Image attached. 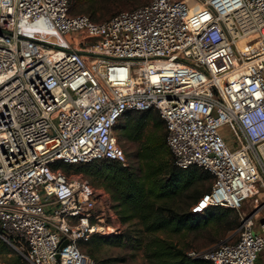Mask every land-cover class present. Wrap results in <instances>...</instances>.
<instances>
[{
  "label": "built area",
  "instance_id": "2783aa9c",
  "mask_svg": "<svg viewBox=\"0 0 264 264\" xmlns=\"http://www.w3.org/2000/svg\"><path fill=\"white\" fill-rule=\"evenodd\" d=\"M69 7L0 0V240L28 264H100L79 244L119 232L109 195L52 165H125L116 123L154 110L174 164L213 177L198 206L239 221L186 254L264 264V0H150L101 21Z\"/></svg>",
  "mask_w": 264,
  "mask_h": 264
},
{
  "label": "trees",
  "instance_id": "16d2710c",
  "mask_svg": "<svg viewBox=\"0 0 264 264\" xmlns=\"http://www.w3.org/2000/svg\"><path fill=\"white\" fill-rule=\"evenodd\" d=\"M149 1L128 0L127 7L134 9ZM94 4V0H71L69 11L71 13L72 10L71 14L86 13L92 20L98 21L96 15L100 9L94 8ZM116 10L121 11L122 7ZM116 10L108 8L100 17H111L119 12ZM151 113L156 112L129 111L118 120L113 131L116 129L117 135L124 139L138 138L143 123ZM157 123L164 125L160 117ZM144 151L146 153L141 157L146 161L144 167L122 165L107 159L77 164L56 161L52 166L66 172L81 173L99 182L109 195L111 208L120 224L136 225L135 230L141 236L136 242L143 249L147 264H209L208 261L186 254L191 246L187 237L191 233L197 237L209 229L215 237L235 230L239 225L235 210L221 205H208L199 213L191 212V206L209 192L213 177L208 171L196 166L187 169L177 167L168 148L164 150L154 134L151 144L145 146ZM153 157H157L158 162H151ZM173 236L178 239L175 240ZM128 238H131L129 232L121 234L117 240L95 234L79 246H84L85 252L94 258L93 247L98 248L104 242H125ZM8 264L27 262L17 255Z\"/></svg>",
  "mask_w": 264,
  "mask_h": 264
},
{
  "label": "rangeland",
  "instance_id": "374dc122",
  "mask_svg": "<svg viewBox=\"0 0 264 264\" xmlns=\"http://www.w3.org/2000/svg\"><path fill=\"white\" fill-rule=\"evenodd\" d=\"M71 1V0H70ZM95 4L93 5L94 8L100 9L97 13V17H99L98 21L105 20L106 18H109L110 16H107L106 18H101L100 16L105 12L104 10H107L108 8L112 10H116L119 7H122V10L129 9L127 7L128 0H94ZM105 1V2H104ZM72 5V4H71ZM119 11V10H116ZM72 13V10H71ZM86 14V13H85ZM68 37L72 40H91L92 37L88 35L87 33L83 32H75L72 34H69ZM159 117V116H158ZM156 113H151L146 121L143 123L142 129L138 133V138H127L124 139V137H119L117 135L116 129L114 130V135L116 137L117 144L121 147V149L124 152L125 155V165L130 166H139L144 167L146 161L143 160L142 155L146 152L144 151L145 146H149L151 144V137L152 135H156L158 137V140L161 141L162 147L164 150L167 151L166 145H165V127L163 124H158V119ZM122 121V120H120ZM220 134L225 138L227 143H231L233 145V139L234 136L230 129L227 126H223L220 129ZM163 152V151H162ZM161 155V153H160ZM153 163L158 162L157 157L151 159V162ZM63 170V169H62ZM64 171V170H63ZM68 175L73 176H80L84 179H86L89 184L95 188L96 190H102L105 191L100 185L99 182L94 180L93 178L83 175L81 173H75L74 171L66 172ZM200 201V200H199ZM199 201L191 206L190 210L193 213H199L202 211V206L199 205ZM136 225H121L119 232L111 235L112 239L117 240L121 234L123 233H130L131 238H128L125 242H104L101 243L98 248L93 247V257L100 262V264H147V261L145 259V255L143 252V249L138 246V243L136 242V239L138 237H141L136 232ZM194 233H191L187 237V241H191V246L188 250H202V249H208L215 245H217L219 242L223 240H234L235 239V230H231L226 232L222 236L215 237V235L212 233V231L209 229L206 232H202V234L198 235L197 237L193 236ZM175 240L178 239V237L173 236ZM4 245V246H2ZM85 252V247H80ZM187 250V251H188ZM88 254L87 252H85ZM17 255V251L14 249L13 246L7 244L6 242L0 240V261L8 264V262H11L14 260ZM28 264V263H27Z\"/></svg>",
  "mask_w": 264,
  "mask_h": 264
},
{
  "label": "bare ground",
  "instance_id": "6f19581e",
  "mask_svg": "<svg viewBox=\"0 0 264 264\" xmlns=\"http://www.w3.org/2000/svg\"><path fill=\"white\" fill-rule=\"evenodd\" d=\"M191 5H195V0H188Z\"/></svg>",
  "mask_w": 264,
  "mask_h": 264
},
{
  "label": "water",
  "instance_id": "95a60500",
  "mask_svg": "<svg viewBox=\"0 0 264 264\" xmlns=\"http://www.w3.org/2000/svg\"><path fill=\"white\" fill-rule=\"evenodd\" d=\"M66 244V241H64L62 244H61V246H64Z\"/></svg>",
  "mask_w": 264,
  "mask_h": 264
}]
</instances>
